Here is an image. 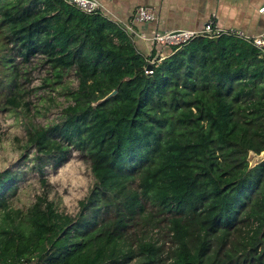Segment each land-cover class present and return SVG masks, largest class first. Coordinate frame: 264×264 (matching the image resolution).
I'll use <instances>...</instances> for the list:
<instances>
[{
    "label": "trees",
    "instance_id": "16d2710c",
    "mask_svg": "<svg viewBox=\"0 0 264 264\" xmlns=\"http://www.w3.org/2000/svg\"><path fill=\"white\" fill-rule=\"evenodd\" d=\"M132 36L63 0H0L6 103L19 104L17 58L40 56L78 81L58 121L26 129L34 168L42 176L73 150L93 176L77 219L46 178L25 210L13 208L17 170L0 172V262L264 264V161L247 162L264 149V57L226 34L149 55ZM162 223L167 247L152 234Z\"/></svg>",
    "mask_w": 264,
    "mask_h": 264
},
{
    "label": "rangeland",
    "instance_id": "374dc122",
    "mask_svg": "<svg viewBox=\"0 0 264 264\" xmlns=\"http://www.w3.org/2000/svg\"><path fill=\"white\" fill-rule=\"evenodd\" d=\"M128 23L132 27L136 25L131 20ZM147 45L150 49L157 46L150 41H147ZM169 50L167 45H160L161 53ZM15 63L19 65V69L15 70L20 89L11 95L17 97L18 106L7 104L5 97L0 94V172L10 169L18 173L14 189L7 193L6 200L13 208L25 210L41 191L40 179L46 178L51 185L49 197L60 200L61 209L80 219L77 216L80 201L88 195L93 183L90 163L72 150L69 159L61 166L53 169L44 165V174L39 176L31 160L33 149L26 145L28 127L42 128L58 121L62 109L72 104L77 78L73 70L62 72V77H59V74H55L58 70L54 71L43 64L40 56L25 65L19 63V58ZM152 234L155 239L165 241V247L169 246L164 223L154 228ZM131 264L137 263L133 261Z\"/></svg>",
    "mask_w": 264,
    "mask_h": 264
},
{
    "label": "crops",
    "instance_id": "0c3cea01",
    "mask_svg": "<svg viewBox=\"0 0 264 264\" xmlns=\"http://www.w3.org/2000/svg\"><path fill=\"white\" fill-rule=\"evenodd\" d=\"M100 13L112 21L126 25L140 6L152 7L156 19L138 22L132 40L145 55L151 54L147 37L172 30H198L208 21L222 29H238L250 34H264V13L259 8L264 0H96ZM157 56V55H156Z\"/></svg>",
    "mask_w": 264,
    "mask_h": 264
},
{
    "label": "built area",
    "instance_id": "2783aa9c",
    "mask_svg": "<svg viewBox=\"0 0 264 264\" xmlns=\"http://www.w3.org/2000/svg\"><path fill=\"white\" fill-rule=\"evenodd\" d=\"M67 4L74 6L78 10L84 13L100 12L102 5L96 0H63ZM259 11L264 13V5L259 8ZM156 19L155 11L152 7L140 6L136 9L134 15L131 18V23L138 22H150ZM124 28L133 33L131 24L127 23ZM223 34L231 35L237 39L252 45L257 49L260 56L264 57V34H250L238 29H222L214 24L213 21H208L198 30H172L163 33H156L146 39L154 44L159 45H182L190 41L195 37L215 38ZM162 58V57H161ZM160 58V59H161ZM151 66L154 63V59L149 61ZM146 73H151V68L145 69ZM0 264H27V263H2Z\"/></svg>",
    "mask_w": 264,
    "mask_h": 264
},
{
    "label": "water",
    "instance_id": "95a60500",
    "mask_svg": "<svg viewBox=\"0 0 264 264\" xmlns=\"http://www.w3.org/2000/svg\"><path fill=\"white\" fill-rule=\"evenodd\" d=\"M218 37H215L214 39H217ZM147 68H151L150 65L147 66ZM116 90H112L110 93H108L106 96H104L103 98H101L100 100H98L97 102H101V101H104L106 99H108L109 97H111L112 95L116 94ZM262 161H264V149L261 150L259 153H256L252 150H250L248 152V155H247V162H248V168H252L254 167L255 165L261 163Z\"/></svg>",
    "mask_w": 264,
    "mask_h": 264
}]
</instances>
